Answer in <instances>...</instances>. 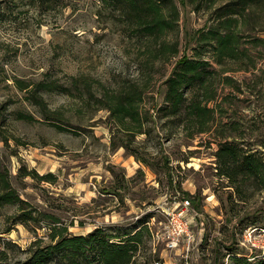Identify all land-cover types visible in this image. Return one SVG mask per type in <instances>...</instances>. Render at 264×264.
Listing matches in <instances>:
<instances>
[{"label": "rangeland", "instance_id": "374dc122", "mask_svg": "<svg viewBox=\"0 0 264 264\" xmlns=\"http://www.w3.org/2000/svg\"><path fill=\"white\" fill-rule=\"evenodd\" d=\"M174 3L177 27L145 38L107 1L0 0V155L22 197L70 233L122 234L145 223L134 264H264V191L251 181L239 191L219 175L214 141L223 128L264 155V0ZM227 7L244 9L234 27L239 57L218 64L209 45L202 55L221 71L212 102L221 103L218 124L199 133L183 119L170 123L157 113L165 80L181 57L204 48L194 35L221 23ZM174 9L164 8L170 19ZM163 42L179 52L164 53ZM18 80L55 82L43 94L50 112L27 99ZM132 92L142 93L132 103L147 133L120 128L110 116L108 105L120 97L131 106ZM21 168L52 176H22ZM17 213L0 209V263L20 264L39 241L50 242V218L25 225L14 223ZM180 213L186 227L177 235ZM248 230L257 236L252 243Z\"/></svg>", "mask_w": 264, "mask_h": 264}, {"label": "trees", "instance_id": "16d2710c", "mask_svg": "<svg viewBox=\"0 0 264 264\" xmlns=\"http://www.w3.org/2000/svg\"><path fill=\"white\" fill-rule=\"evenodd\" d=\"M103 1L110 2L126 16L132 17L145 38L158 37L161 33L174 29L180 19V11L177 10L174 0ZM165 7H175L173 19L168 17ZM227 8L230 10L225 12L226 18L221 23L210 25L207 31L200 29L194 35V39L204 48L194 47L193 56L181 57L165 80L164 103L157 107V113L161 117H168L170 123L175 124L183 119L198 126L199 133L210 131L213 125L218 124L217 110L221 103L216 101L218 105L213 106L212 102L218 99L215 76L221 71L213 66L212 60H207L202 55L204 49H207L205 46L209 45L212 48L207 50L213 52L215 62L218 64H222L226 56L234 59L239 57L240 39L235 28L240 22L239 16L243 15L244 9ZM177 45L163 42L161 48L164 53L170 52L175 55L179 52ZM227 79L230 80L229 77ZM17 84L22 91L27 92V99L43 107L44 112H50L43 94L54 90L57 86L55 82H39L31 87L29 83L18 80ZM117 99L119 102L108 105L115 125L129 132L147 133L146 129L144 131L141 113L132 103L140 102L143 99L142 93H130L128 100L131 106L125 105L120 97ZM147 116L149 115H146V118H149ZM146 118L145 124L148 122ZM221 132L222 137L214 140L218 144L215 153L218 174L227 177L237 189L247 181H251L257 189L264 191V155L259 150L252 151L242 147L236 138L228 139L229 136L223 134V128ZM20 171L22 176L32 175L42 179H49L52 176L51 174L40 176L35 170L30 171L26 168H21ZM5 206H14L17 209L18 213L13 217L14 223L28 225L32 221L40 222V217L44 216L52 220L49 224H54L50 226L52 230L50 242L39 241L37 247L29 249V256L20 264H134L145 244V232H149V227L143 223L137 229L124 231L122 234H115L103 227L87 235L70 233L68 227L59 226L57 223L59 218L40 211L22 197L13 185L9 166L0 155V209Z\"/></svg>", "mask_w": 264, "mask_h": 264}, {"label": "built area", "instance_id": "2783aa9c", "mask_svg": "<svg viewBox=\"0 0 264 264\" xmlns=\"http://www.w3.org/2000/svg\"><path fill=\"white\" fill-rule=\"evenodd\" d=\"M186 204L188 205V204H190V201H186ZM175 223H178V225H180L179 227H174V229H173V234H177V235H181L182 234V232L185 230V227H186V225L184 224V222H183V220H182V213H180V214H178V215H176L175 216ZM182 225V226H181ZM185 225V226H184ZM256 230V229H255ZM263 231H261V232H264V229H262ZM249 231V230H248ZM257 238V236H256V234H253V231L251 232V231H249V233H248V235L246 236V239L249 241V242H251L252 243V241L254 240V239H256ZM253 245L254 246H257V243L256 242H253Z\"/></svg>", "mask_w": 264, "mask_h": 264}]
</instances>
